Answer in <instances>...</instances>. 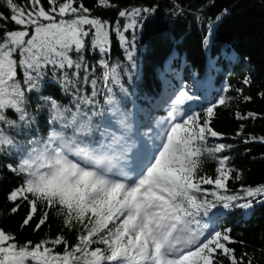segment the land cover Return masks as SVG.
<instances>
[{
  "label": "snow or ice",
  "instance_id": "1",
  "mask_svg": "<svg viewBox=\"0 0 264 264\" xmlns=\"http://www.w3.org/2000/svg\"><path fill=\"white\" fill-rule=\"evenodd\" d=\"M0 6L7 10L0 11V157L8 161L0 163V179L7 171L19 181L6 199L12 214L26 210L21 228L34 223L38 232L52 219L61 228L54 238L23 244L0 228V264H252L247 252L237 257L229 246L237 241L221 220L225 210L264 207V184L231 190L229 180L241 181L243 173L220 154L233 146L211 142L224 136L213 127L217 108H231L236 97L224 90L209 100L182 85L162 99L166 115L143 131L135 108L126 107L132 93L124 77L131 83L139 67L137 32L159 5L123 8L118 16L127 23L115 25L93 16L82 0ZM98 6L118 7L112 0ZM173 10L183 14L178 4ZM228 14L225 8L208 23L206 49L214 25ZM113 32L127 66L108 59ZM89 51L99 54L96 64ZM58 91L71 97L68 104ZM201 100L194 110L192 102ZM237 136H244L243 125ZM242 142L264 144V135ZM209 160L218 164L215 175L205 171ZM65 232L76 233L74 243Z\"/></svg>",
  "mask_w": 264,
  "mask_h": 264
},
{
  "label": "trees",
  "instance_id": "2",
  "mask_svg": "<svg viewBox=\"0 0 264 264\" xmlns=\"http://www.w3.org/2000/svg\"><path fill=\"white\" fill-rule=\"evenodd\" d=\"M82 2L91 9L93 16H99L113 25L118 19L122 24L127 23L118 16V11L123 8L159 5L157 13L137 32L136 59L139 67L131 83L126 75L124 77L125 87L132 93L127 98L126 107L130 111L135 108L136 122L140 125L148 95H155L169 80L177 82L179 76L175 71L183 74L185 65L189 70L199 71L209 64L216 65L221 79L231 86L227 94L236 97L231 108L219 106L213 120L215 130L224 134L223 138H216L215 143L233 146L220 155L232 157L230 166L243 173L241 181L229 180V188L239 192L241 187L264 184V144L242 142L251 135H264V118L241 120L235 115L236 112L245 115L255 112L264 117V98L260 95L264 92V0H112L118 7L107 9L99 7L98 0ZM174 3L182 6V15L175 14ZM225 8L229 9V14L214 25V42L210 45V50L206 49L203 40L206 38L208 23ZM0 11L7 13L2 6ZM127 35L131 37L130 33ZM172 54L174 57L167 69L166 62ZM88 59L96 64L100 56L89 51ZM108 59L112 64L120 63L122 66L129 63L114 32ZM248 78L251 83L244 84V80ZM236 89H243V93H238ZM116 91L119 93L118 87ZM90 93L89 87V95ZM56 95L65 104L71 99L59 91ZM103 96L104 91L100 87L101 100ZM247 96L253 99L246 101L244 97ZM148 114L149 112L146 115ZM242 125L244 136L240 137L237 133ZM7 162L0 157V163ZM217 166L216 161L209 160L205 171L209 175H215ZM18 182L14 175L3 171V178L0 179V228L14 233L21 244L28 240L40 241L46 235L54 238L61 231L58 220L52 219L50 227L44 226L37 232L34 230V223L21 228L25 209L22 208L16 214L11 213L12 205L6 197ZM225 221L224 226L233 229L231 236L237 242L229 246L235 249L237 257L247 252L246 259L251 258L252 264H264V207L257 203L247 213L235 210ZM65 235L69 241L75 242V232H65ZM62 249V245L56 246V251Z\"/></svg>",
  "mask_w": 264,
  "mask_h": 264
}]
</instances>
